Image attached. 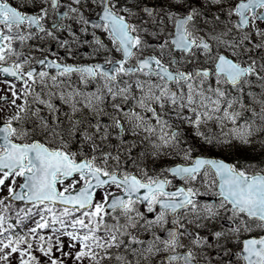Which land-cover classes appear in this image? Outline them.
Listing matches in <instances>:
<instances>
[{"label":"snow or ice","instance_id":"snow-or-ice-1","mask_svg":"<svg viewBox=\"0 0 264 264\" xmlns=\"http://www.w3.org/2000/svg\"><path fill=\"white\" fill-rule=\"evenodd\" d=\"M0 76V264H264V0H0Z\"/></svg>","mask_w":264,"mask_h":264},{"label":"flooded vegetation","instance_id":"flooded-vegetation-1","mask_svg":"<svg viewBox=\"0 0 264 264\" xmlns=\"http://www.w3.org/2000/svg\"><path fill=\"white\" fill-rule=\"evenodd\" d=\"M11 2L15 5L18 3V0H11ZM34 43H39V41H35ZM53 47H55V45H53ZM30 51L34 52L36 55H41V53L39 51H37L36 49H29ZM1 79H4L3 76H0V80ZM2 94H5L4 93V86L3 85H0V95ZM213 151V150H212ZM244 151H247V150H244ZM213 154L215 155H222V154H218V153H215V151H213ZM225 159H232L233 161L236 160V158H239L241 160V162H244V163H247L248 161H259L261 159V156L259 155H255L254 153L253 154H250L249 152H246L244 154H240V153H232L231 154V157H229V154L228 152L227 153H223L222 155Z\"/></svg>","mask_w":264,"mask_h":264},{"label":"rangeland","instance_id":"rangeland-1","mask_svg":"<svg viewBox=\"0 0 264 264\" xmlns=\"http://www.w3.org/2000/svg\"><path fill=\"white\" fill-rule=\"evenodd\" d=\"M1 80H3V79H1ZM244 150H247V151H244ZM213 151H215V153L222 154V155H223V153H227V150H225L224 152H217L215 149H213ZM246 152H249L250 154H253L254 153L255 155L257 154V155H259L261 157L264 156V153H262L260 151V149H259L258 146L255 149H251V148H240L239 150H234L232 153H235V154H237V153L244 154Z\"/></svg>","mask_w":264,"mask_h":264}]
</instances>
